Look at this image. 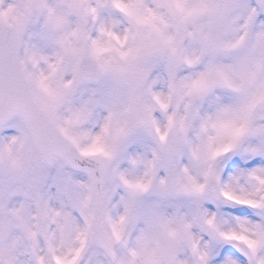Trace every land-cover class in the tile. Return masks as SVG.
<instances>
[{"label":"clouds","instance_id":"1","mask_svg":"<svg viewBox=\"0 0 264 264\" xmlns=\"http://www.w3.org/2000/svg\"><path fill=\"white\" fill-rule=\"evenodd\" d=\"M248 2L259 10V0ZM24 3L0 0V11L11 6L12 15L23 14ZM104 3L98 15L91 11L97 0H82L79 8L71 9L68 23L55 29L62 48L38 36H24L25 41L45 47L50 63H56L60 52L56 78L63 85L71 84L60 97L45 96L55 105V123L46 119V107L24 86L17 106L33 116L30 167L43 166L55 152L47 183L72 175L85 187L73 186L72 198L60 195L55 186L44 189L50 192L51 207L61 215L39 216L33 205V220L46 224V232L38 231L35 248L25 239L18 259L20 264H39L38 257L45 264H169L166 251L149 255L158 242L174 251L177 264H200L199 254L209 247H222L228 238L233 247L240 243L235 236L243 234L241 222L264 224V183L247 176L234 179L241 170L264 167V158L223 151V130L212 124L222 118V106L231 99L220 90L203 100L189 94L203 64L180 63L173 84L168 58L142 46L146 41L135 33L130 16L113 7V0ZM144 4L152 7L153 0ZM132 11L134 16H145L144 8ZM258 15L264 19V12ZM43 28L41 17L29 31L41 33ZM261 30L258 23L255 31ZM129 49L136 51L123 58L120 53ZM223 62L231 63L232 58L224 57ZM39 68L47 70V65L41 62ZM193 102L194 110L188 107ZM57 126L66 127L68 137L60 135ZM22 131L28 129L17 120L0 132V142ZM84 149L90 154L82 155ZM241 189L251 194L254 204L237 202ZM126 204L131 205L130 212ZM65 212L71 214L70 221L65 220ZM207 220L213 221L215 230ZM142 246L145 251L133 256ZM209 264H223V259L210 256Z\"/></svg>","mask_w":264,"mask_h":264},{"label":"snow or ice","instance_id":"2","mask_svg":"<svg viewBox=\"0 0 264 264\" xmlns=\"http://www.w3.org/2000/svg\"><path fill=\"white\" fill-rule=\"evenodd\" d=\"M81 4L82 0H25L23 14L12 15L11 6L7 12L0 11V132L17 120H22L28 129L20 136H11L0 142V176L8 177L7 181L0 180V264H20L18 249L25 239L32 241L35 248L38 231L46 232V224L33 220V205L39 216L61 215L51 207L52 198L45 188L50 190L55 186L60 195L72 198L76 195L73 186L85 187L72 175L52 178L53 183H47L49 169L57 159L55 152L43 166L30 167L29 132L33 129V116L29 110L17 106L24 94V86L28 85L32 97L46 107V119L56 122L55 105L47 102L45 96L60 97L63 88L71 86L70 83L63 85L56 78L62 62L61 54L57 52L56 63H50L45 47L41 43L25 41L24 36H38L42 42H51L62 48L63 41L55 35V29L65 26L71 9L79 8ZM259 4L257 10L248 0H153L152 7H145L144 0H128L127 4L113 0V7L130 16L135 33L146 41L142 46L168 58L169 78L173 84L180 63L203 64V70L189 86V94L200 100L215 95L217 90L228 95L232 102L222 106V118L212 126L223 130V151L246 158H264V30L255 31L258 23L264 28V19L258 15V11L264 12V0H259ZM104 7V0H97V6L91 11L98 15ZM141 8H144L145 16H134L132 10ZM41 17L44 19L42 32L31 33L29 26ZM80 19L84 21L86 17L81 15ZM102 50L97 49L98 52ZM134 51L136 49H129L120 55L127 58ZM229 56L232 62L224 63L223 58ZM41 62L47 65V70L39 68ZM221 99L216 96L217 101ZM188 107L194 110L195 102ZM56 130L68 137L66 127L57 126ZM253 139L257 143H252ZM52 143L58 145L59 142L53 138ZM81 154L89 155L90 150L84 149ZM68 162L71 163V159ZM239 176L260 179L264 183V167L241 170L234 179ZM241 191L243 195L237 202L254 204L251 194ZM125 208L131 211L130 204ZM63 215L66 221L71 220L70 213ZM124 219L121 217V222ZM206 222L215 230L212 220ZM240 227L243 234L235 236L240 243L233 247L232 239L228 238L222 247H209L208 251L199 254L200 264H209L210 256L216 260L222 258L223 264H264V255L260 254L264 253V224L241 222ZM77 231H80L78 227ZM116 235L118 237L119 233ZM220 236L225 234L220 233ZM144 251L142 246L133 252V256ZM165 251L169 264H177L174 251L161 248L158 242L149 255L155 257ZM38 259L39 264H45L43 257Z\"/></svg>","mask_w":264,"mask_h":264}]
</instances>
